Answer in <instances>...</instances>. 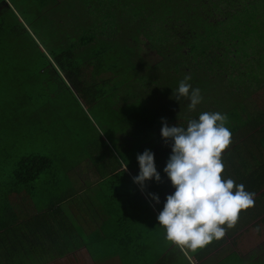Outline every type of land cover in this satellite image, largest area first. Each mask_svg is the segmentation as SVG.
I'll return each mask as SVG.
<instances>
[{
    "label": "trees",
    "instance_id": "trees-1",
    "mask_svg": "<svg viewBox=\"0 0 264 264\" xmlns=\"http://www.w3.org/2000/svg\"><path fill=\"white\" fill-rule=\"evenodd\" d=\"M12 1H22L29 10L19 17L0 0V56L16 51L23 57L28 49L33 50L37 52L38 64L58 67L75 89V74L82 65L85 76L89 75L87 70L95 72L96 68L99 72L95 76L101 72L105 77L111 71L112 78L123 77L119 91L129 89V97L145 101L140 110L130 109L133 102H125L129 118L137 121L132 115L136 113L145 117L134 129L135 145L131 144L122 157L112 155L110 159L102 155L93 161L95 169L105 171L101 172L102 177L113 176L108 183L112 190L128 192L132 202L144 200L143 193L152 200L150 194H154L159 197L161 210L165 196L173 190L162 171L170 153L160 136L162 118L168 125L186 127L187 121L201 112H219L227 117L225 126L230 131V143L221 154V178H231L254 194L252 207L238 212L241 227L250 228L253 223L252 227L258 228L264 223V101L260 102L264 99V0H97L98 7L90 10L95 18L91 21L80 15L86 0L80 5L67 0L64 6V1L59 0ZM70 18L72 22L68 24ZM44 24L52 31L46 39L41 27ZM35 26L41 27L38 33L43 35L42 44L51 50V55L32 36L31 27ZM74 32L81 35L72 37ZM185 75L202 96L193 110L187 108V99L177 102L172 98V90ZM134 79L140 82L137 90L130 85ZM98 92L105 94L104 87ZM257 95L258 99H254ZM142 129L153 133L143 138ZM145 149L154 154L161 178L158 182H145L141 189L132 177L138 172L136 156ZM236 159H240V166ZM251 161L258 163L256 169L249 167ZM126 164V169H122ZM51 165V159L40 155L20 160L16 187L7 192L6 202L0 195V213H4L5 221H0V233L7 237L10 231L11 222L6 220L13 218H8L9 213H15L10 205L12 196L33 190L31 185ZM68 182L72 184L71 180L65 184ZM54 184L51 191L65 185ZM228 237L232 238V234L226 229L224 240ZM241 258L245 262L243 255ZM187 260L181 249L167 242L155 264H190Z\"/></svg>",
    "mask_w": 264,
    "mask_h": 264
},
{
    "label": "rangeland",
    "instance_id": "rangeland-1",
    "mask_svg": "<svg viewBox=\"0 0 264 264\" xmlns=\"http://www.w3.org/2000/svg\"><path fill=\"white\" fill-rule=\"evenodd\" d=\"M4 1L19 17L29 10L22 1L18 2L20 6L12 0ZM59 1H64L63 6L67 4V0ZM81 1L71 0L70 3L80 5ZM96 1L86 0L80 14H84L86 20L95 19L91 17L90 10L98 7ZM29 17L32 18L31 15ZM62 21L65 22V18ZM70 22L72 18L68 19V24ZM41 27H44L46 39L52 32L51 27L46 24ZM41 27H31V34L39 39L37 43L49 56L51 50L42 44L43 35L38 33ZM80 35L74 32L72 37ZM28 51L23 57L16 51L0 56V195L3 202L7 200V192L16 187V173L23 157L40 155L51 159V167L31 185L33 192L43 190L47 193V188L53 189L56 182L65 184L72 177L76 179L79 172L86 174L93 168V161L102 155L110 159L112 155L117 158L124 156L129 146L135 145L134 129L145 118L140 113L132 114L138 119L135 121L124 110L125 102H133L130 109L140 110L143 109L141 103L145 101L140 97H129V89L124 93L123 89L118 90L123 77L112 78L111 71L105 73V77L101 72L95 76L99 72L97 68L95 72L87 70L89 75L85 76L82 65L81 74H75L78 80V86L77 82L74 83L75 89L62 70L38 64L37 52ZM4 57L7 62H2ZM103 71L107 70L104 68ZM130 85L137 90L140 82L134 79ZM103 87L105 94L98 92ZM152 133L142 129L140 135L145 138ZM40 194L34 193L36 199ZM242 241L243 253L255 249L253 237L247 234ZM247 260L248 264H264V260L259 263L249 261L250 257Z\"/></svg>",
    "mask_w": 264,
    "mask_h": 264
},
{
    "label": "crops",
    "instance_id": "crops-1",
    "mask_svg": "<svg viewBox=\"0 0 264 264\" xmlns=\"http://www.w3.org/2000/svg\"><path fill=\"white\" fill-rule=\"evenodd\" d=\"M236 163L240 166V159ZM249 167L256 169L258 163L251 161ZM101 172L105 171L93 166L86 174L79 172L76 179L71 178L72 184L68 182L59 190L47 188V193L30 190L12 196L10 205L15 213H9L8 218L16 219L6 220L11 222L7 237L0 233V264H155L159 261L167 246L156 221L160 200L156 203L143 193L145 201L138 198L132 202L128 192L109 187L112 175L102 177ZM34 193L41 194L36 199ZM2 218L4 213H0V221H4ZM240 222L237 217L231 227L222 226L224 231H230L232 238L224 240L223 234L195 251L183 250L187 261L241 264L243 255L245 262L249 257L251 262H263L264 223L258 228L250 223L246 230ZM247 234L254 238L255 249L243 253L242 239Z\"/></svg>",
    "mask_w": 264,
    "mask_h": 264
},
{
    "label": "clouds",
    "instance_id": "clouds-1",
    "mask_svg": "<svg viewBox=\"0 0 264 264\" xmlns=\"http://www.w3.org/2000/svg\"><path fill=\"white\" fill-rule=\"evenodd\" d=\"M185 75L172 90V98L187 99L189 110L201 102L200 89L193 87ZM227 117L219 112H201L189 119L186 127L161 122L160 136L170 153L162 171L173 189L165 196L156 215L163 238L182 251H195L223 236L225 228L237 220L240 210L252 207L253 193L231 178H221V154L230 143ZM138 172L132 182L141 189L145 182H158L160 173L149 149L137 154ZM127 164L125 165V169ZM235 184V187H234ZM159 203V197L150 194Z\"/></svg>",
    "mask_w": 264,
    "mask_h": 264
}]
</instances>
